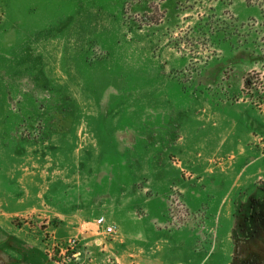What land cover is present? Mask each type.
Wrapping results in <instances>:
<instances>
[{
  "label": "rangeland",
  "instance_id": "374dc122",
  "mask_svg": "<svg viewBox=\"0 0 264 264\" xmlns=\"http://www.w3.org/2000/svg\"><path fill=\"white\" fill-rule=\"evenodd\" d=\"M42 1L0 0V264L101 215L264 264V0Z\"/></svg>",
  "mask_w": 264,
  "mask_h": 264
},
{
  "label": "crops",
  "instance_id": "0c3cea01",
  "mask_svg": "<svg viewBox=\"0 0 264 264\" xmlns=\"http://www.w3.org/2000/svg\"><path fill=\"white\" fill-rule=\"evenodd\" d=\"M11 1L15 7L23 9L24 13H28V9L31 10L29 12L44 13V9L49 7L48 4L44 5L42 0ZM56 7L59 6L56 4L55 8ZM25 9H27V11ZM102 216L106 218L108 223H114L118 227V234L111 238V242H107L109 238L105 236L103 231L99 230L95 224L96 220ZM92 221V223L77 228L78 232L74 234V236L83 239L85 241V246L88 247L78 253V261L88 253L94 256L93 260L101 263L103 261V255L105 253H110L123 261V264H162L166 263L167 260L170 262L169 264H185L183 262L185 260L183 243L176 241L170 242L169 239L158 241L154 240L152 237L145 236L142 222L138 223L140 231H135V244H133L129 241L131 230L127 229L121 222L118 224L116 221L109 218L108 215L98 216ZM165 224L167 225V220ZM146 226L149 227L148 225ZM153 249H155V251H153ZM150 250H152V252H150ZM20 254L21 253H16L13 258H8L7 264H54L47 259L43 248L37 243V240L34 241L30 239L29 247L24 250L22 255ZM18 256H22V259H18Z\"/></svg>",
  "mask_w": 264,
  "mask_h": 264
},
{
  "label": "built area",
  "instance_id": "2783aa9c",
  "mask_svg": "<svg viewBox=\"0 0 264 264\" xmlns=\"http://www.w3.org/2000/svg\"><path fill=\"white\" fill-rule=\"evenodd\" d=\"M96 226L99 228V230L103 231L105 236L108 238H113L117 236L118 234V227L114 223H108L106 218L104 216L99 217L96 222ZM79 246V238L76 236H73L70 238L66 244V246H62L61 248V255L62 260L59 262L58 260H55V264H67L70 263L75 257L78 256L77 250ZM53 256V251L49 252V257Z\"/></svg>",
  "mask_w": 264,
  "mask_h": 264
}]
</instances>
